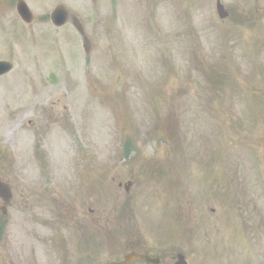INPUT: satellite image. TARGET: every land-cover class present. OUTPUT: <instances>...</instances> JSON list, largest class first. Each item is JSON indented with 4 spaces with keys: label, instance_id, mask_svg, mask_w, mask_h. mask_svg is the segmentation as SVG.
<instances>
[{
    "label": "rangeland",
    "instance_id": "374dc122",
    "mask_svg": "<svg viewBox=\"0 0 264 264\" xmlns=\"http://www.w3.org/2000/svg\"><path fill=\"white\" fill-rule=\"evenodd\" d=\"M17 1L0 0V264H264V0H222L225 19L217 0H25L29 23Z\"/></svg>",
    "mask_w": 264,
    "mask_h": 264
},
{
    "label": "water",
    "instance_id": "95a60500",
    "mask_svg": "<svg viewBox=\"0 0 264 264\" xmlns=\"http://www.w3.org/2000/svg\"><path fill=\"white\" fill-rule=\"evenodd\" d=\"M18 8V12L19 14L22 16V18L27 21V22H31L34 18V15L31 11V9L29 8L28 4L25 2V0H20L18 2L17 5ZM218 11L220 12L221 16L226 17L227 16V12L225 11V7L219 2L217 5ZM52 21L57 25V26H61L64 23H66L69 18L71 17L70 11L68 10V8L65 5H58L55 10L52 12ZM72 19L74 20L75 25L77 26V28L80 30V32L83 35L84 38V44H85V48L87 50L88 53H90V40L88 39V37L85 34V30L82 26V24L80 23V21L76 18V17H72ZM13 65L8 62V61H0V75H3L7 72H9L12 69ZM2 182L0 181V192L3 193L4 195V188L2 186ZM140 259H150L149 256L145 255V254H139V253H130L127 254L124 258V260L122 261H118V262H113V263H109V264H130L134 261L140 260ZM154 262H157V260H154ZM176 264H188L187 261L185 260V257L183 255L179 256V260L177 261Z\"/></svg>",
    "mask_w": 264,
    "mask_h": 264
},
{
    "label": "flooded vegetation",
    "instance_id": "af4514ba",
    "mask_svg": "<svg viewBox=\"0 0 264 264\" xmlns=\"http://www.w3.org/2000/svg\"><path fill=\"white\" fill-rule=\"evenodd\" d=\"M240 17L237 16L235 19H239ZM2 178V177H1ZM4 180V178H2ZM5 181V180H4ZM6 182V181H5ZM9 184V183H8ZM10 185V184H9ZM11 187V186H10ZM12 191V190H11ZM13 196V195H12ZM11 196V197H12ZM5 213H7V211H4ZM4 213L2 212V214L0 215V245L1 243H3V236H4V232H5V221L7 220V217H5ZM135 251V250H134ZM150 254H152V252H148Z\"/></svg>",
    "mask_w": 264,
    "mask_h": 264
}]
</instances>
